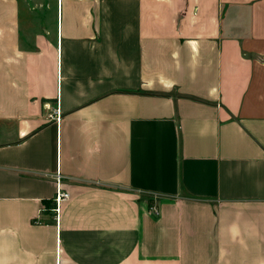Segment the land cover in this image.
<instances>
[{"label":"crops","instance_id":"obj_1","mask_svg":"<svg viewBox=\"0 0 264 264\" xmlns=\"http://www.w3.org/2000/svg\"><path fill=\"white\" fill-rule=\"evenodd\" d=\"M0 264H264V0H0Z\"/></svg>","mask_w":264,"mask_h":264},{"label":"built area","instance_id":"obj_2","mask_svg":"<svg viewBox=\"0 0 264 264\" xmlns=\"http://www.w3.org/2000/svg\"><path fill=\"white\" fill-rule=\"evenodd\" d=\"M57 114H58V109L56 110ZM57 121L59 120L58 116H56ZM59 174H57V190H56V194L55 197L53 199V207L51 208V211L55 214V217L58 218V213H59V204L60 202H62L63 200H66L69 198V194L66 192H63L61 190L60 187V183H59ZM155 215H158V211L156 209L153 210Z\"/></svg>","mask_w":264,"mask_h":264}]
</instances>
